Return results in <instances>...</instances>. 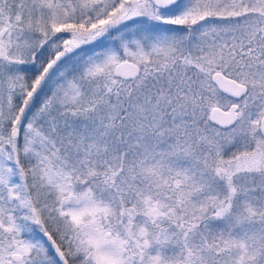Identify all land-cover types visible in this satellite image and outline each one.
<instances>
[{
  "label": "snow or ice",
  "instance_id": "obj_1",
  "mask_svg": "<svg viewBox=\"0 0 264 264\" xmlns=\"http://www.w3.org/2000/svg\"><path fill=\"white\" fill-rule=\"evenodd\" d=\"M0 264H264V0H0Z\"/></svg>",
  "mask_w": 264,
  "mask_h": 264
}]
</instances>
